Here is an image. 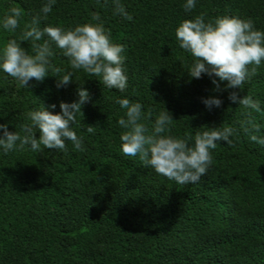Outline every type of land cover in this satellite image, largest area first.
<instances>
[{
	"label": "trees",
	"instance_id": "16d2710c",
	"mask_svg": "<svg viewBox=\"0 0 264 264\" xmlns=\"http://www.w3.org/2000/svg\"><path fill=\"white\" fill-rule=\"evenodd\" d=\"M45 2L0 0V18L12 6L24 12L14 33L0 27V46L19 40L24 23ZM103 3L56 0L41 27L98 23L90 14L99 12L112 42L124 46L125 92L72 70L55 46L53 66L73 73L67 86L57 87L50 71L43 81L32 79L18 89L0 72V124L21 135L28 112L45 107L59 113L61 101L79 99L80 84L90 94L73 125L84 151L70 141L67 151L0 149V264H264V145L239 130L242 110L228 99L234 89L216 91L207 74L190 77L192 58L175 37L181 21L198 15L206 22L251 19L264 31V0H196L190 12L186 0H121L132 20L113 15L111 0ZM21 47L31 54L30 42ZM237 91L260 102L262 111L253 116L260 126L256 135L264 138V63ZM208 97L223 103L209 110L202 102ZM118 98L141 103L145 113L151 109L152 122L169 111L173 136L227 125L238 129L239 140L235 147L217 142L207 174L194 184H177L138 156L122 154L118 120L125 110Z\"/></svg>",
	"mask_w": 264,
	"mask_h": 264
},
{
	"label": "clouds",
	"instance_id": "9594fccd",
	"mask_svg": "<svg viewBox=\"0 0 264 264\" xmlns=\"http://www.w3.org/2000/svg\"><path fill=\"white\" fill-rule=\"evenodd\" d=\"M55 3L56 0H46L30 22L24 23L19 40L11 39L0 46V72L11 77L18 89L28 88L32 79L43 81L50 71L57 77V87L67 86L73 80V73L53 66L55 46L68 59L72 70H83L89 76L98 77L105 87L125 92L127 77L121 55L124 46L112 42L110 32H106L103 23L99 22L100 13L90 14L91 20L98 23L86 22L70 29L49 24L41 27ZM108 3L109 0H104L102 6ZM111 4L113 15L133 19L121 0H111ZM195 4L196 0H186L185 12L194 9ZM23 15L20 7H10L0 18V27L14 33L21 27ZM175 37L179 47L192 58L188 69L190 77L199 79L202 74H207L216 91L234 89L229 92L228 99L242 110L244 118L240 121L239 130L251 141L264 145V138L256 135L260 126L253 116V112L261 113L260 102L251 96H241L237 91L258 74L264 63V31L255 29L251 19L218 16L206 22L203 15H198L181 21L175 29ZM23 41L30 42L31 54L21 47ZM221 82H225L223 87ZM80 85L79 99L71 103L61 101L59 113L54 114L45 107L28 112L27 123L21 126L23 135L10 132L5 124H0V149L5 154L23 150L26 145L34 153L44 149L67 151L66 142L70 141L74 150L84 151L83 139L73 129L78 114L83 113L82 106L90 100L88 90ZM202 102L209 110L223 103L218 97L202 98ZM116 103L125 110L118 120L123 129L120 134L122 154L126 157L138 156L156 174L177 184H194L207 174L217 142L223 141L235 147V141L239 140L238 129L227 125L208 127L195 135L185 133L182 137L173 136L174 119L169 111H161L152 122V110L145 113L141 103L131 102L128 98H118ZM50 107L54 109L56 105ZM145 120L149 121L151 128L143 122ZM37 131L38 137L35 135ZM87 132L94 134V127L89 125Z\"/></svg>",
	"mask_w": 264,
	"mask_h": 264
}]
</instances>
